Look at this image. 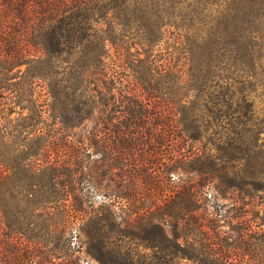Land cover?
<instances>
[{"label":"trees","instance_id":"trees-1","mask_svg":"<svg viewBox=\"0 0 264 264\" xmlns=\"http://www.w3.org/2000/svg\"><path fill=\"white\" fill-rule=\"evenodd\" d=\"M135 29L138 36L132 41L137 42L123 38ZM172 29L183 39L177 38L169 58L156 64L151 58L154 47ZM116 31H123L122 37L115 39ZM132 43L143 49L144 56L137 47L135 59L123 53L126 58L121 57L116 66L142 92L125 88L121 97L100 96L98 100L88 94L92 77L109 73L108 66L99 69L104 66L108 44L127 50ZM181 51L186 61L173 63ZM62 64L78 65L75 90L68 84L69 76L55 89V67L62 68ZM61 68L56 72L65 74ZM259 73L264 76V0H0V90L9 93L11 114L33 119V114L44 112L48 104L38 101L43 90L54 98L74 95L61 108L59 120L70 129L92 118L94 112L100 114L96 133L90 130L78 139L82 149L94 147L102 154L97 160L103 169L102 183L108 180L100 193L101 207L87 211L85 221L104 228L115 223V209L124 206L126 225L142 239L139 248L149 251L132 253L126 244L112 238L111 228L89 237L88 251L100 264H264V228L254 230L251 220L243 218L236 234L221 237L216 229L226 215L218 203L206 202L205 190L218 176L222 183L241 191L264 187V150L259 144L263 131L257 132L254 126V101L244 100L250 118L235 124L230 119L235 113L230 112L235 108L232 98L242 88L232 90L224 84L249 79L251 88ZM194 75L201 83L192 89L185 84ZM171 80L180 89L169 95L162 84ZM259 83L264 88V78ZM214 86L223 93L214 90L221 97L214 102L220 112L216 115L221 117L214 125L221 129L216 131L206 125L199 100L188 94L191 89L202 96ZM69 105L75 116L67 124ZM204 106L214 114L210 103ZM26 110L28 115H24ZM23 125L14 126L9 142L0 134V195L10 188L22 190L25 173L33 176L39 170L38 162H28L18 133L28 127ZM32 128L36 131L37 126ZM203 139L204 145L196 147ZM4 144H10L7 155L1 152ZM29 155H33L29 159L37 158L35 152ZM240 161L248 176L237 182L235 167ZM186 165L195 167L199 181L174 178V172L186 170ZM86 168L91 170L92 162L85 163L76 155L74 162L55 164V179L62 184L60 177L68 173L79 179ZM14 177L17 182L12 184L8 179ZM88 181L98 182L99 178L90 174ZM59 197L63 201L72 197V206L80 214L91 194L64 192ZM3 207L0 200V211ZM24 234L22 228L0 232V264H23L26 250L20 238Z\"/></svg>","mask_w":264,"mask_h":264},{"label":"rangeland","instance_id":"rangeland-1","mask_svg":"<svg viewBox=\"0 0 264 264\" xmlns=\"http://www.w3.org/2000/svg\"><path fill=\"white\" fill-rule=\"evenodd\" d=\"M117 32L118 31L115 33L113 32L115 39L123 35V31L121 32L122 34H116ZM127 32L128 35L123 36L125 40L132 41L134 37L138 36L136 29L132 30V32ZM178 34L180 33L175 29L168 31L164 35L163 42L154 47L151 58L156 64L166 61V59L169 58V54L173 53V42L176 43L175 41L177 38L183 39L181 34ZM132 42H137V40ZM137 47L138 45H135V43L128 44V52L127 50L121 49L119 45L108 44L106 47V56L104 57V66H99V69L108 66L107 69L109 73L106 75H100L101 72L95 74L92 77L93 82L88 84V94L95 95L98 100L100 96L105 97V99L111 96L117 98L121 97L120 92L125 88L142 92L139 84L131 78L126 77L127 74H125V71L122 72V70L116 66V63H121V57L126 58L125 56H121L123 53L127 54L129 59H135V55L138 52L136 49ZM138 48H140V52H142L141 55L144 56L143 49L141 47ZM185 61L186 59L182 51L173 59V63L177 64ZM60 68V66H57V68L55 67V89L61 87L62 82L60 83L59 81H62V79H64L63 77L69 76L68 84L72 85L74 88L73 90H75L77 87V84H75V74L77 73L78 65L62 64L61 70L64 69L65 74L56 72V70ZM95 68L97 67L95 66ZM199 72L200 70H197L195 75L199 74ZM195 75L189 76V83L185 84L188 87L191 86L192 89L194 85L201 83L199 77ZM263 78L264 76L259 73L256 84L251 88L248 87L249 79H242L244 80L243 83L239 84L234 83L233 80H228L224 83L225 86L230 85L232 90H234L235 87H237V90L238 88H242V90L238 91L235 95L236 97L232 98L235 108L230 110V112L235 111V113L230 119L235 124L238 121L246 122L250 118L251 114L246 111L247 102L244 100L254 101L256 108L253 114L254 126L257 132L263 131L261 140H259L261 150H264V88H262L259 80ZM162 86L168 89L167 92H169V95L171 91L180 89V85L174 83L172 80L171 82L162 84ZM215 88L216 86L209 89L208 92H203L202 96H196V93L197 95L201 93L200 91H192L189 88L190 91L188 94L195 95L193 98L199 100L200 109L204 115L206 125L211 124L216 131L221 129L218 125L214 126L221 122V117L216 115L218 110H215V108L218 106H216L214 102H217L221 97L216 94L214 91ZM226 88L224 91H226ZM216 90L223 95L222 91H220L221 89L218 90L216 88ZM2 94L4 97H1ZM8 95V92L3 89L0 90V134L6 142H9L11 141L10 139H12L13 133H15V131L12 132L15 125L22 122L25 126H28L23 128L25 131L23 130L18 133H21V138H23L27 156L31 158L33 155H29L30 153L32 154L35 152L37 154V158H28V162L31 163L33 160L38 162L39 166L38 172L33 176L29 173H25L22 179L24 184L22 190L10 188L0 195V200L4 204L2 208L3 211H0V232L4 230L12 232L15 231L16 228H22V231L25 233L22 239L20 238V241L22 240L23 242L24 250H26L25 257L23 256L22 258L23 264H100V262L88 251L89 237L91 234L100 236L111 228L113 230L112 238L115 241L126 244L132 253H137L138 250L141 255L148 253L149 251H145L142 247L139 248L140 243L143 242L142 239L136 235V232H134L130 226L126 225V208L124 206L123 208L118 207L115 209V223L114 221L113 223H107V226L104 228L102 225H90L85 221L87 211L92 212L101 207L102 198L100 193L106 190L105 185L108 183V180L102 183V175L100 174L103 173V169L99 167L101 162H97V160H100L102 157V154L94 147L90 148L89 151L82 149L78 139H82L90 130H94V133H96L98 129L94 128V126L100 114L94 112L92 118L86 119L77 127L70 129L66 127V124L63 125L60 123L59 120L60 112L62 111L61 108L65 107L68 102L74 98V95H70L69 97L63 95L61 98H54L50 95L48 96L46 90L42 92L39 91L38 101L45 100L48 104V109L43 110L44 112L41 114H33V119H22V116L17 112L11 114V100ZM205 102L210 103L212 110H214V114L206 109L204 106ZM239 105H242V108H236ZM67 107H69V109L66 110L65 114L68 115L70 120L67 124H70L72 120H74L71 119V117L74 118L75 113L73 110H70L71 105ZM108 109L110 110V107H108ZM24 115H28V110L24 112ZM10 118H15V120L10 121ZM223 121L226 122L227 119ZM189 122L191 123V120H189ZM34 126H37L36 131L32 128ZM214 136L215 133L212 137ZM247 136H249V134ZM8 145L10 144H4L1 147L2 154H8L10 147ZM202 145H204V139L201 142H197L196 147ZM188 148H190V146L187 143L186 149ZM76 155L79 156V159L84 160L85 163L91 161L93 168L91 170H88V168L84 169L83 173L79 174V179H76V177L72 178V174L70 173L65 174L63 177H60L64 182L59 184L58 180L55 179V173H57L55 164H60L69 160L70 162H74ZM197 164L198 163L194 165L196 166ZM244 167L243 161L236 164L235 169L238 171V174H235V180L237 182L248 176L245 171L246 168ZM192 168L195 167L186 165L187 171L183 168H179L174 172V178H177L180 182H184L186 179H193L195 182L199 181L201 177L198 175V171ZM218 173L219 172H217V174ZM1 174L2 173H0V175ZM90 174L97 176L99 181L89 182ZM16 180V177L10 180L8 179L12 184H15L17 182ZM261 185L264 186V181L261 182ZM262 188L263 189H252L253 191L249 192L241 191L238 190L236 186H227V184L222 183L219 176L208 183L205 188L207 191L206 202L210 205L218 203L221 207L222 214L224 216L226 215L220 222L222 226L216 229L221 237H230L236 234L234 230L237 228L236 226L239 220L243 218L251 220L254 225V230L264 228V187ZM78 191L86 192L89 195L91 194V197L88 198L90 201L85 205L86 210L81 211L80 214H76L72 206L75 202L72 197L67 201L60 200L59 197L64 192L77 193ZM92 194H94V196ZM119 222H122V224L117 226L116 223ZM12 235L14 238L19 237L16 233H12ZM230 241H232V238H230Z\"/></svg>","mask_w":264,"mask_h":264}]
</instances>
